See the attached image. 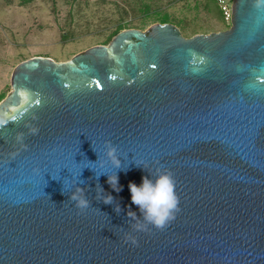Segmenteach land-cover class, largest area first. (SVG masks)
Masks as SVG:
<instances>
[{"label":"water","instance_id":"obj_1","mask_svg":"<svg viewBox=\"0 0 264 264\" xmlns=\"http://www.w3.org/2000/svg\"><path fill=\"white\" fill-rule=\"evenodd\" d=\"M253 3L234 0L226 30L185 37L156 23L17 65L0 101V264H264V7ZM105 140L120 169L101 167ZM157 167L174 173L181 211L163 231L133 230L128 185ZM74 184L91 202L80 214Z\"/></svg>","mask_w":264,"mask_h":264},{"label":"rangeland","instance_id":"obj_2","mask_svg":"<svg viewBox=\"0 0 264 264\" xmlns=\"http://www.w3.org/2000/svg\"><path fill=\"white\" fill-rule=\"evenodd\" d=\"M174 23L185 37L228 29L217 0H0V101L18 64L34 56L66 61L118 29Z\"/></svg>","mask_w":264,"mask_h":264},{"label":"clouds","instance_id":"obj_3","mask_svg":"<svg viewBox=\"0 0 264 264\" xmlns=\"http://www.w3.org/2000/svg\"><path fill=\"white\" fill-rule=\"evenodd\" d=\"M253 7L257 9L264 7V0H254ZM37 132L38 129H32L33 134ZM17 139H21V137L18 136ZM93 151L95 150L93 149ZM104 155L107 160H101V167L110 162L113 168H121L118 148L110 140L104 141ZM137 166L141 165L137 164ZM149 173L151 178L149 176L142 177L139 186L132 182L129 183L132 204L138 207L141 215L137 217L136 213L132 211H129L127 215L131 221H136V223L130 225L133 230L147 231L150 226L152 229L163 231L176 219L177 214L181 211L180 198L176 191L177 182L174 173L167 168L157 167ZM108 183L114 190H120L117 187L118 177L116 174L108 176ZM102 192L103 189L99 187L96 199H102L106 204L113 203V197L111 195H101ZM69 200L75 203V207L79 210L78 214L83 213L91 206V202L86 198L85 189L75 184ZM115 211L117 213L121 211L119 205L116 206ZM126 242H130L134 246L138 245V240L130 234L126 238Z\"/></svg>","mask_w":264,"mask_h":264},{"label":"built area","instance_id":"obj_4","mask_svg":"<svg viewBox=\"0 0 264 264\" xmlns=\"http://www.w3.org/2000/svg\"><path fill=\"white\" fill-rule=\"evenodd\" d=\"M233 1L234 0H217L223 19L231 24L233 16Z\"/></svg>","mask_w":264,"mask_h":264},{"label":"trees","instance_id":"obj_5","mask_svg":"<svg viewBox=\"0 0 264 264\" xmlns=\"http://www.w3.org/2000/svg\"><path fill=\"white\" fill-rule=\"evenodd\" d=\"M121 31V29H118L116 32H115V35L117 34V33H119Z\"/></svg>","mask_w":264,"mask_h":264}]
</instances>
